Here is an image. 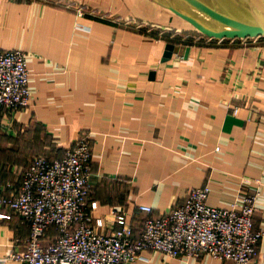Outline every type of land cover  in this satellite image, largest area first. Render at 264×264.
I'll list each match as a JSON object with an SVG mask.
<instances>
[{"label":"crops","instance_id":"crops-1","mask_svg":"<svg viewBox=\"0 0 264 264\" xmlns=\"http://www.w3.org/2000/svg\"><path fill=\"white\" fill-rule=\"evenodd\" d=\"M160 1L0 0V50L26 53L30 91L26 108L0 107V132L36 123L64 147L88 134V200L103 218L100 231L116 227V210L138 234L148 215L139 204L156 216L203 184L215 206L254 193L253 225L264 228V36L195 33ZM167 42L174 47L163 60ZM17 171L0 160V184L17 187ZM28 232L17 214L0 217V259L21 249ZM258 245L264 251V235ZM141 254L135 264H234Z\"/></svg>","mask_w":264,"mask_h":264},{"label":"built area","instance_id":"built-area-1","mask_svg":"<svg viewBox=\"0 0 264 264\" xmlns=\"http://www.w3.org/2000/svg\"><path fill=\"white\" fill-rule=\"evenodd\" d=\"M85 9L77 8V15ZM26 53L17 48L0 50V106L9 110L30 105ZM237 111V107H234ZM91 146L88 134L73 141L59 157L33 156L23 168L19 184H0V205L17 214L30 227L23 247L2 259L23 264H135L145 249L169 257L208 254L234 264H259L264 251L259 240L264 228H255V194L240 193L228 206L207 203V184L190 187L180 203L152 216L145 212L139 233H134L124 211L113 210L116 227L100 231L103 218L94 216L95 201L88 200ZM55 226L57 233H47Z\"/></svg>","mask_w":264,"mask_h":264},{"label":"water","instance_id":"water-1","mask_svg":"<svg viewBox=\"0 0 264 264\" xmlns=\"http://www.w3.org/2000/svg\"><path fill=\"white\" fill-rule=\"evenodd\" d=\"M160 2L208 37L264 36V0H176L177 6ZM173 47V43H166L163 60L171 56ZM188 49L186 47L185 56Z\"/></svg>","mask_w":264,"mask_h":264},{"label":"rangeland","instance_id":"rangeland-1","mask_svg":"<svg viewBox=\"0 0 264 264\" xmlns=\"http://www.w3.org/2000/svg\"><path fill=\"white\" fill-rule=\"evenodd\" d=\"M216 23L220 24L217 21ZM178 25L186 26L189 30L200 33L195 28H191L193 26L188 22H180ZM62 146L36 123L27 124L13 133L6 130L0 132V160L18 171L24 166V163L19 166L21 158L26 159L37 155L54 157L60 151L63 154L67 150V146Z\"/></svg>","mask_w":264,"mask_h":264},{"label":"trees","instance_id":"trees-1","mask_svg":"<svg viewBox=\"0 0 264 264\" xmlns=\"http://www.w3.org/2000/svg\"><path fill=\"white\" fill-rule=\"evenodd\" d=\"M171 41H173V40H171ZM0 107H3V106H0ZM73 145V142L68 146V147H70V146H72ZM33 157V156H32ZM32 157H31V159H32ZM48 157H52V156H48ZM56 157H59V156H56ZM30 159V160H31ZM30 160H28L25 164H24V166L19 170V171H17V178L16 179H14V181H16L18 184H19V180H20V176H21V173H22V170H23V168L26 166V164L28 163V162H30ZM0 195H1V192H0ZM55 232V234L57 233V229L55 228V226H51L50 228H49V230L47 231V233H48V235L50 236V237H53L55 234H52V233H54Z\"/></svg>","mask_w":264,"mask_h":264}]
</instances>
